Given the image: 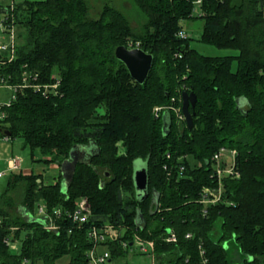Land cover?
<instances>
[{
  "label": "trees",
  "instance_id": "16d2710c",
  "mask_svg": "<svg viewBox=\"0 0 264 264\" xmlns=\"http://www.w3.org/2000/svg\"><path fill=\"white\" fill-rule=\"evenodd\" d=\"M133 2L145 17L136 31L109 4L94 19L84 0L6 6V24L22 28L17 36L23 41L11 61L0 54V77L18 84L27 70L40 82L58 78L59 85L48 96L18 90L0 107V138H20L45 166H58L76 144L88 145L92 154L89 163L76 164L65 192L60 174L45 183L40 173H9L0 192V264H88L93 243L87 231L106 224L124 232L99 243L109 251L103 264L123 254L121 242L133 234L153 241V264H235L223 246L231 240L243 264H264V0ZM194 18L202 21L200 42L236 53L207 56L191 48L190 38L178 33L182 21ZM118 45L152 55L143 83L114 56ZM183 91L196 96L190 129L178 118ZM220 148L235 151L236 172L221 181L212 159ZM138 159L148 177L143 199L133 183ZM227 161L222 157L221 166ZM219 186L215 203L201 201L204 188ZM17 187L18 207L39 219L42 204L55 229L18 213L9 195ZM80 199L87 218L78 225L66 212ZM169 231L175 242L165 241Z\"/></svg>",
  "mask_w": 264,
  "mask_h": 264
},
{
  "label": "rangeland",
  "instance_id": "374dc122",
  "mask_svg": "<svg viewBox=\"0 0 264 264\" xmlns=\"http://www.w3.org/2000/svg\"><path fill=\"white\" fill-rule=\"evenodd\" d=\"M24 0H0V8H6L7 5H12L16 3H20ZM87 6V16L89 18H97L100 14V11L105 4H109L119 10L128 20L130 26L134 28V30H138L142 23L145 21L144 15L140 12L137 6L134 4L133 0H84ZM3 19V13L0 12V20ZM183 30L186 34V37H189V46L194 48L200 54L207 56H223V55H233L236 53L235 50L232 49H219L215 46L202 43L198 40L199 35L202 30V21L198 18L184 20L181 22ZM13 32L15 34L16 43H21L23 38L21 36H17L19 32H23V29L17 26H13ZM7 37L0 32V43H6ZM12 97V91L5 87V85H0V102H6L10 100ZM11 157H18L20 159L19 169L14 171L21 172H30L33 173L39 172L43 181L52 182V178H56L59 174V170H56L57 165L50 164L48 166L43 165L35 161V159L39 158L38 153L36 152L31 158L29 149L23 146L22 140L20 138L13 139H4L0 138V172H2L3 177L0 178V192L4 189L7 183V179L9 176V170H6L5 162ZM230 161H227L226 166L229 167ZM135 168L143 166V162L141 160H136L134 162ZM226 167V168H227ZM47 176V179H45ZM10 197L12 202H14V208L18 209V203L21 198L20 188H16L13 192H11ZM8 196V194H7ZM18 207V208H17ZM15 209V210H16ZM219 233V221L216 223V233L214 237L216 238ZM14 245L13 250H15L18 246V242L11 243ZM223 246L228 249V255L235 264H243V255L239 252L238 248L235 245L233 240L226 241L223 243ZM97 253L102 254L104 251H108L107 247L98 244L97 245ZM249 260V258H248ZM37 264H41L38 262ZM111 264H152V257L150 255L142 254L137 251H130L126 249L123 254L120 256H113L111 258Z\"/></svg>",
  "mask_w": 264,
  "mask_h": 264
},
{
  "label": "built area",
  "instance_id": "2783aa9c",
  "mask_svg": "<svg viewBox=\"0 0 264 264\" xmlns=\"http://www.w3.org/2000/svg\"><path fill=\"white\" fill-rule=\"evenodd\" d=\"M199 2V0H196V4ZM263 13H264V5L262 7ZM194 13H198L196 9L193 10ZM199 15V13H198ZM13 26L6 24V19L3 17L2 20H0V32L7 37L6 43H0V54H4L7 56L6 61H11L14 58V47L16 44L15 41V34L13 32ZM180 37H185L186 34L183 31H180L178 33ZM136 47V46H135ZM5 60L3 57L0 58V65L3 64ZM52 78V77H51ZM53 81L51 82H40L39 81V74L37 72H29L27 70H23L21 73V80L18 84H8L6 80L2 77H0V85H5V87L9 88L12 91V97L10 100H7L6 102H0V107L2 105H9L13 99H15V94L18 90L24 89V88H31L36 92L41 93L44 96H48L49 94H56L58 85H59V79L52 78ZM155 110H159V108H155ZM0 116H3L2 113H0ZM179 119H183L184 117L181 114V112L178 114ZM235 154V151H227L225 148H220L217 153H215L212 156V159L215 161V173L217 178L221 181L222 178L227 177L230 174H234L233 170V156ZM228 155V156H227ZM222 157H229L231 160V163L229 167H225L226 164H224V167L221 166L220 161ZM20 166V159L18 157H11L8 159L7 162V169L15 170L18 169ZM3 173L0 172V176ZM237 176V174H235ZM220 195V186L217 189H210V188H204L201 192V201L205 204L208 203H215ZM85 200L80 199L77 202L76 208L72 212H66V217L70 218L73 222L80 225L81 223L86 221L87 213L85 206ZM55 216L60 215L59 209H54L52 211ZM36 217L41 218L42 220H47V223L44 224V226L47 229H55L56 225L52 221V215L48 214L42 204L38 205L36 208ZM124 232L123 228H116L110 224H106L100 228L91 227L87 231V238L92 241L93 248H91L88 252V264H103L107 261L109 257V252L104 251L102 254L97 253V245L101 242L110 241L113 242L118 239L119 236H121ZM186 238L190 237V234L185 235ZM165 241L167 242H175L176 237L175 234L172 231H169V234L166 236ZM15 244V243H14ZM121 245L125 249H129L130 251H137L142 254L150 255L152 257V264L154 263V243L151 240L142 239L137 234H133L132 240L130 242L123 241L121 242ZM10 248H14V245H11L9 242ZM202 253V251H201ZM202 262L206 264V260L203 259Z\"/></svg>",
  "mask_w": 264,
  "mask_h": 264
},
{
  "label": "water",
  "instance_id": "95a60500",
  "mask_svg": "<svg viewBox=\"0 0 264 264\" xmlns=\"http://www.w3.org/2000/svg\"><path fill=\"white\" fill-rule=\"evenodd\" d=\"M0 12L6 13L7 8H0ZM114 56L125 65L129 75L134 81L139 84L144 82L152 66L153 58L151 54L138 47L128 48L124 45H118L114 48ZM195 101L196 96L193 92L183 91L181 93L180 112L184 117V121L188 129L193 126V111H190L189 108L194 107ZM6 134L7 136L9 135L8 133ZM91 154L92 149L88 145L82 146L76 144L71 147L68 157L63 159L58 164L59 174L61 175V190L63 192L66 191L72 179L76 164L78 162L89 163ZM104 175L109 177L108 172H105ZM147 182L148 177L145 167L140 166L135 168L133 172V183L137 196L140 199H143L147 196ZM85 206H87L86 203ZM23 216L26 219L42 222L40 219L32 218L28 213H25Z\"/></svg>",
  "mask_w": 264,
  "mask_h": 264
},
{
  "label": "crops",
  "instance_id": "0c3cea01",
  "mask_svg": "<svg viewBox=\"0 0 264 264\" xmlns=\"http://www.w3.org/2000/svg\"><path fill=\"white\" fill-rule=\"evenodd\" d=\"M3 138L6 139V140L8 139L7 137H3ZM7 162H8V160H7ZM5 165H6V170H7V163H6V162H5ZM18 169H19V168H18ZM57 169H58V166L56 167V170H57ZM15 170H16V169H15ZM58 170H59V169H58ZM13 171H14V170H10V172H13ZM10 172H9V173H10ZM16 172H18V171H16ZM20 172H21V171H20ZM1 173H2V172H1ZM22 173H25V172H22ZM26 173H27V172H26ZM37 173H39V172H37ZM2 177H3V175L0 176V178H2ZM42 179H43V177H42ZM45 179H47V176H45ZM55 180H56V178H52L51 181L54 182ZM52 182H51V183H52ZM45 183H50V182L46 181ZM17 210H18V213H20V215L23 216V215L25 214V212H23V211L21 210V208H18ZM17 210H16V211H17Z\"/></svg>",
  "mask_w": 264,
  "mask_h": 264
}]
</instances>
